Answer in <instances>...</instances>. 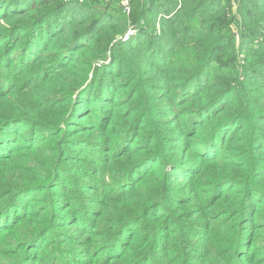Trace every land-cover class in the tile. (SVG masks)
I'll return each mask as SVG.
<instances>
[{"label":"rangeland","instance_id":"obj_1","mask_svg":"<svg viewBox=\"0 0 264 264\" xmlns=\"http://www.w3.org/2000/svg\"><path fill=\"white\" fill-rule=\"evenodd\" d=\"M132 1L123 12L121 0H47L0 19V122L11 121L0 131V264H264V141L251 146L264 135V20L226 0L219 50H190L184 34L161 51L151 34L164 18L140 20ZM58 3L75 30L102 11L99 32L21 58L19 26Z\"/></svg>","mask_w":264,"mask_h":264},{"label":"trees","instance_id":"obj_2","mask_svg":"<svg viewBox=\"0 0 264 264\" xmlns=\"http://www.w3.org/2000/svg\"><path fill=\"white\" fill-rule=\"evenodd\" d=\"M47 0H0V12L4 10V7L6 6L5 13L3 15H0V19L3 17H7L11 14H21V13H29L32 12L36 7H38L39 4L42 2H45ZM75 2H78L79 0H72ZM111 1V0H110ZM132 1V0H131ZM142 1L140 6L137 7L135 11H138V18L141 19H147L152 21L153 24L155 23V20L159 17L162 19L164 18V22L159 24V29L157 30L156 26L158 21L154 24L153 29L156 32L155 34L152 33V36L156 37V41L159 42V44L156 46L157 49H160L162 51L164 41L168 40V37H172L173 43L177 41V43L182 41V37L184 34L188 36V38L191 39V49L196 47H202L204 43H201V41H204L206 43L210 42L211 40H217L218 44L216 43L215 46L211 47L210 50L217 51L221 47V44L224 40L225 32L229 27L230 24L233 21V15L230 14L229 8V2L224 4L223 1L226 0H140ZM260 1L263 0H241L238 4V11H241L242 14H245L248 17L252 18V23L257 25L256 23L262 22L264 18L262 16L256 17L253 14V10L250 8L251 6L255 9H259L257 7V4L260 3ZM83 2V1H82ZM133 5V1L131 4V7ZM72 7L68 5V3H58L55 6L47 9L43 12V14L38 15V17L33 18L32 22L27 24H22L20 27V32L25 33L26 41L24 45L20 47L19 55H21V58L23 55H29V58H33L38 54L41 48H47L48 46L57 47L61 50H66L69 48H73L74 45L81 42V40L87 38V37H94L100 30V27H102L103 24V12H98L88 23L87 27L83 30H75V28L71 29L72 22L74 21V12H69L67 10H71ZM151 9V15L147 16L145 15L146 10ZM67 12V13H66ZM160 12H165L166 14H162ZM264 13V10L263 12ZM1 14V13H0ZM70 16V19H69ZM158 16V17H157ZM140 24H136L135 27L139 31L137 33V38L141 35L140 32L145 28V21H140ZM197 22V27L194 29V27L191 25ZM244 29V28H243ZM241 32L243 33H251L249 30H244ZM195 30L197 34L192 33L190 34L189 31ZM58 33V34H57ZM69 33L70 39L67 41V37H64L63 35ZM210 39V40H209ZM170 40V39H169ZM200 42L199 44L196 42ZM121 41V40H120ZM119 45L122 47H132L135 46L132 41L130 42H120ZM69 43V44H68ZM82 49L85 48V46ZM22 51V52H21ZM82 51V50H80ZM211 51V52H213ZM62 51L61 54H63ZM211 55V54H210ZM210 59H212L210 57ZM207 61L206 65H210L211 60ZM156 63L163 66L164 64L161 62V60H155ZM60 62V61H58ZM57 65V64H55ZM201 65H199L196 70H200ZM166 67V66H165ZM168 70V66L165 68ZM163 75V74H162ZM172 81V79H169ZM174 80V79H173ZM179 80L182 81V78ZM90 86V85H89ZM190 85L189 84H183V86L179 87L177 89L176 97L179 96L180 93L183 92V90L187 89ZM172 87V85H170ZM183 89V90H182ZM231 88L226 90L225 92H222L219 94L216 98L212 100V102L221 101L224 96H228V93L231 92ZM170 92V91H169ZM102 99L105 100V97H102ZM185 101V100H183ZM211 102V104H212ZM211 104L204 105L202 107H199L194 115H191V119H189V126L193 123L195 124L198 120L199 115H202L203 112L210 109ZM72 111L75 109V107L71 108ZM70 109V110H71ZM71 118V117H70ZM68 118V120H72ZM197 119V120H196ZM69 121V122H70ZM11 122V121H10ZM9 120L5 122H0V131L4 128H6L9 125ZM141 121H139L137 118L132 121L131 125L127 129L128 133L126 132L127 136L129 133H133L135 130V124H139ZM229 123L227 120H221L217 123V125L209 132L220 131L222 128L226 126V124ZM197 127V126H196ZM195 127V128H196ZM194 128V130H195ZM202 128V127H201ZM191 128H188V131H190ZM196 131V130H195ZM195 131H191L190 133H195ZM186 132V131H185ZM211 132V133H212ZM216 133V134H217ZM257 140H263L264 141V135L257 132V136L255 139V134L252 136L251 139V146L252 149L258 150L260 145H255V142ZM216 143L214 144L213 148L215 147ZM214 152V149L213 151ZM145 158L142 160L136 162L134 166L141 164ZM214 159V158H213ZM210 159V160H213ZM258 167V166H257Z\"/></svg>","mask_w":264,"mask_h":264},{"label":"built area","instance_id":"obj_3","mask_svg":"<svg viewBox=\"0 0 264 264\" xmlns=\"http://www.w3.org/2000/svg\"><path fill=\"white\" fill-rule=\"evenodd\" d=\"M131 0H121V6L123 9V12H129L131 10ZM134 31L130 30L127 34H133Z\"/></svg>","mask_w":264,"mask_h":264}]
</instances>
